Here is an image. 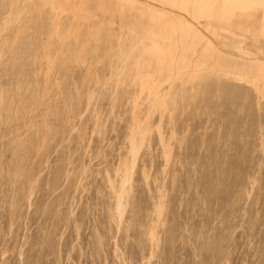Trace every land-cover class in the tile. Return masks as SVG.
<instances>
[{
	"label": "rangeland",
	"instance_id": "rangeland-1",
	"mask_svg": "<svg viewBox=\"0 0 264 264\" xmlns=\"http://www.w3.org/2000/svg\"><path fill=\"white\" fill-rule=\"evenodd\" d=\"M263 58L260 0H0V264H264Z\"/></svg>",
	"mask_w": 264,
	"mask_h": 264
},
{
	"label": "bare ground",
	"instance_id": "bare-ground-1",
	"mask_svg": "<svg viewBox=\"0 0 264 264\" xmlns=\"http://www.w3.org/2000/svg\"><path fill=\"white\" fill-rule=\"evenodd\" d=\"M236 1V0H235ZM238 1V0H237ZM260 3H263L264 4V0H260ZM256 58H259V57H254V59H256ZM261 58V57H260ZM264 59V58H263ZM134 147V151H136L137 150V147L134 145L133 146Z\"/></svg>",
	"mask_w": 264,
	"mask_h": 264
}]
</instances>
